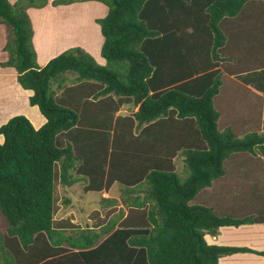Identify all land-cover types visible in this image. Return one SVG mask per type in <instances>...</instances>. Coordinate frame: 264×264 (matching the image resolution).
<instances>
[{
	"label": "trees",
	"instance_id": "1",
	"mask_svg": "<svg viewBox=\"0 0 264 264\" xmlns=\"http://www.w3.org/2000/svg\"><path fill=\"white\" fill-rule=\"evenodd\" d=\"M85 1L108 7L96 19L104 64L74 46L42 66L28 9L49 0H0V24L9 29L1 65L16 70L20 85L33 91L29 104L46 118L37 128L17 114L0 126V212L7 221L0 222V264H219L250 251L209 244L205 236L259 217L190 202L225 174L224 161L234 153L264 157V134L221 130L214 106L227 39L221 23L252 0L52 5ZM181 152L190 171L184 182L174 161ZM80 180L118 216L96 208L92 224L75 222V213L55 217L59 185ZM115 184L124 187L122 198L104 197Z\"/></svg>",
	"mask_w": 264,
	"mask_h": 264
},
{
	"label": "crops",
	"instance_id": "2",
	"mask_svg": "<svg viewBox=\"0 0 264 264\" xmlns=\"http://www.w3.org/2000/svg\"><path fill=\"white\" fill-rule=\"evenodd\" d=\"M11 1L15 2V0ZM260 1L264 2V0H252L248 3L254 2L255 5H260L262 3ZM51 2L52 0H49L48 4L42 8L30 7L28 9L34 28L33 41L38 53V62L43 66L63 50L80 46L90 51V53L92 52L97 61L104 64L106 60L102 55L100 56V44L102 47L103 36L96 18L104 15L102 12L105 8L98 4V1L79 2L83 4L82 6L87 5L90 7H93L91 2H94L93 8L98 14L85 16L86 22L81 24L82 29L76 31L73 28L76 31L75 33L78 32V35L76 38H72L73 33L70 34L64 31H68L72 26L70 23H65L67 19H59L58 17L49 19L46 18L47 15L44 13L45 10L49 11L50 14L51 12L68 9V6L72 4L54 6ZM246 5L247 3L241 17L246 10ZM238 16L227 17L226 19L232 18L235 20ZM244 17L247 18L240 20L238 24L241 27L245 26L244 29H240V31L233 29L231 31L229 27L228 33L226 32L227 39L222 49V60L218 66L222 69V84L218 94L214 97V106L219 112L218 125H220V129L232 128L238 136H244L250 132L264 134V74L252 73V71H264V7L261 10L256 8L246 10ZM49 23L54 27H59L57 28L59 32L50 34ZM89 29L93 30V34L89 33ZM5 59H0V126L14 115L24 114L38 128L46 122V118L37 106L29 104V97L33 91L24 89L20 85L16 70L1 65V62ZM137 109L138 107L135 108V111ZM1 140H4L3 135H0ZM257 153L237 152L227 158L224 161L225 174L213 180V183L209 186L210 192H208V188L204 192L210 194L207 195L205 200L202 199L208 207L218 212L221 211L222 215L231 214L241 217L253 214L255 217H259L261 222L249 225L261 227L263 230L255 240L257 246L250 241H245V238L239 236L242 235L240 233L237 236L233 235L232 230L241 226L220 228L216 235L208 236L207 242L209 244L246 246L255 250H264V215H258L257 211L259 208L264 209V205L257 204L258 202H264V158ZM251 176L255 177L254 180L250 179ZM115 186L117 187L116 184ZM230 191H234L235 194L230 195ZM114 195L116 194H109L104 197H115ZM118 203H121V201H118ZM97 204V207L90 209L87 214L96 208L102 207L99 202ZM87 214L88 219L86 221L92 224L94 219L89 218ZM75 219H78L77 214ZM82 223H85V221ZM240 254L246 256L248 253ZM234 255L235 253L221 257L219 264H264V258L247 261L242 258L238 259Z\"/></svg>",
	"mask_w": 264,
	"mask_h": 264
},
{
	"label": "rangeland",
	"instance_id": "3",
	"mask_svg": "<svg viewBox=\"0 0 264 264\" xmlns=\"http://www.w3.org/2000/svg\"><path fill=\"white\" fill-rule=\"evenodd\" d=\"M260 2H262L260 5H255L254 2L253 3H248L247 2L246 10H250V9L252 10V9H255V8L261 10V8L264 7V2L263 1H260ZM93 3L94 2H91L92 6L94 7ZM97 3L102 5L103 8H105V10L102 12V13H104V15H102L100 17L105 16L107 14V12H108V7L105 4L101 3V2H97ZM51 4H52V2H51ZM82 5L83 4H80V3L77 2V4L75 3V4H72V5H69L68 9H64V10L56 11V12H51L50 14H49V11L45 10L44 13L47 15L46 18H49V19H51L52 17H54V18L58 17L59 19H67L65 21V23H70L72 26H71V28L68 31L67 30H64V31L66 33H70V34L73 33L72 38H76L77 35H78V32L77 33H75V32L79 31V29H82L81 24L86 22V19H85L86 17L85 16H91V14L97 13L96 10L93 7H90V6H87V5L82 6ZM69 7H71V8H69ZM244 7H245V5H244ZM244 7L239 12L240 15L239 14H238L239 16L237 15L238 16L237 19L235 18V20H233L232 18H228V19H226V20L224 19L222 21L221 27L223 28V30L225 32L228 33V28L229 27H230L231 31H233V29L240 31V29H244L245 28V26L241 27V26L238 25L240 23V20H244V19L247 18V17L246 18L244 17L246 10L244 11V13H243V15L241 17V13L243 12ZM250 7H252V8H250ZM256 20H258V19H256ZM258 22H259V20H258ZM48 28H49L50 34H53V32H59V31H57L58 30L57 28H59V27H54L51 23H49ZM73 28L76 31H74ZM88 31H89L90 34H93V30L92 29H89ZM8 38H9V29H8L7 25L0 24V48H1L0 59L1 58L4 59V58H6L8 56V51H6L4 49V46L7 43ZM91 54H93V53L91 52ZM100 56H101V44H100ZM134 111H135V109H134ZM1 141H3V140H1ZM257 154L261 155L260 152H258ZM258 157H260V156H258ZM174 161H175L176 170L178 172L180 180L182 182H184V180L189 176V173H190L189 167H188V165H187V163L185 161V154H183L182 152L179 153L175 157ZM254 178H255L254 176H251L250 179L254 180ZM212 183H213V181H212ZM84 184H85V181L80 180V181L76 182L75 184L69 186L68 188L64 187L62 185H59V194H60V198H61V203H60L59 212H58V214L55 217L61 218V217H64L65 215H68L70 212H75V215L77 214V217H78V219H75V222H80L81 223V222H84V221H86L88 219L86 217L87 212L90 209L97 207V205H98L97 202H100V200H101V194L96 192V191L85 192L83 190ZM116 185H117V187L115 186L110 193L109 192H104L103 196H108L109 194H116V195H114L115 197H113V198H118V199L120 198L121 199L122 198V194L124 192V187L120 186L119 184H116ZM207 188L202 189L198 193L197 197L195 199H193L190 203L192 205H198V203H201L199 205L205 204V202H203L202 199L205 200L207 198V195L210 194V193H204L206 189L209 190L208 192H210L209 186ZM232 189H233V187H232ZM229 193H230V195L232 193L235 194L234 191H230ZM245 196L250 197L248 195H245ZM64 197L70 198L73 201L72 204H70V205L69 204H65L64 201H62ZM121 204H123V205H121ZM257 204L258 205H264V202H258ZM205 205L207 206V204H205ZM118 207L119 208L122 207L123 209H125V212L127 211L126 204H124L123 201H121V203L118 204ZM99 210L102 213H104V214L107 211H110V214L108 216L109 218L117 217L118 214H119V211H117L118 208H113V207L107 208L106 207V208L103 209V207H101ZM257 211H258V215H260V216H262V214L264 215V209L263 208H259ZM220 212L216 211L217 214H221ZM89 213H91V212H89ZM89 213L87 215H89ZM0 222L4 223V225H5V223H7L5 217L2 215L1 212H0ZM1 228H3L2 225H0V229ZM232 232H233L234 236H237V234H239V233L242 234V235H239V236H242L243 238H245V241H250L253 245L257 246V241H255V240L257 239V236L259 235V233L263 232V230H262L261 227H258V226L243 225V226H241L238 229H233ZM208 236H210V234H207L205 236L206 241H207V239H209ZM232 242L240 243L238 241H232ZM243 247L249 248L251 250L250 251H239V252H236L237 254L235 253L234 257H236L238 259L242 258L243 260L246 259L247 261L253 260V259L264 258V250H255L253 248L246 247V246H243ZM240 253H248V254L245 256V255L240 254ZM227 256H229V255H227Z\"/></svg>",
	"mask_w": 264,
	"mask_h": 264
}]
</instances>
